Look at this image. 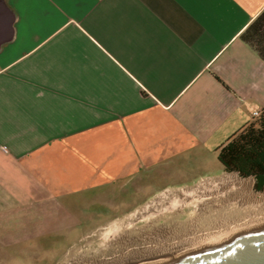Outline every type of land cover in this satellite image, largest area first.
Returning a JSON list of instances; mask_svg holds the SVG:
<instances>
[{
    "label": "crops",
    "instance_id": "0c3cea01",
    "mask_svg": "<svg viewBox=\"0 0 264 264\" xmlns=\"http://www.w3.org/2000/svg\"><path fill=\"white\" fill-rule=\"evenodd\" d=\"M261 51L264 0H0L2 264H53L89 223L225 172Z\"/></svg>",
    "mask_w": 264,
    "mask_h": 264
},
{
    "label": "bare ground",
    "instance_id": "6f19581e",
    "mask_svg": "<svg viewBox=\"0 0 264 264\" xmlns=\"http://www.w3.org/2000/svg\"><path fill=\"white\" fill-rule=\"evenodd\" d=\"M253 184L252 177L224 172L163 189L103 226L96 247L74 252L61 264L160 261L264 225V190L255 191Z\"/></svg>",
    "mask_w": 264,
    "mask_h": 264
},
{
    "label": "trees",
    "instance_id": "16d2710c",
    "mask_svg": "<svg viewBox=\"0 0 264 264\" xmlns=\"http://www.w3.org/2000/svg\"><path fill=\"white\" fill-rule=\"evenodd\" d=\"M217 156L225 171L252 177L254 190H264V107L218 147Z\"/></svg>",
    "mask_w": 264,
    "mask_h": 264
},
{
    "label": "water",
    "instance_id": "95a60500",
    "mask_svg": "<svg viewBox=\"0 0 264 264\" xmlns=\"http://www.w3.org/2000/svg\"><path fill=\"white\" fill-rule=\"evenodd\" d=\"M133 264H264V225L171 258Z\"/></svg>",
    "mask_w": 264,
    "mask_h": 264
},
{
    "label": "rangeland",
    "instance_id": "374dc122",
    "mask_svg": "<svg viewBox=\"0 0 264 264\" xmlns=\"http://www.w3.org/2000/svg\"><path fill=\"white\" fill-rule=\"evenodd\" d=\"M225 172H228V171H225ZM223 173L224 172L219 173V174H223ZM219 174H215V176L216 175H219ZM245 178H247V177H245ZM257 192H259V191H257ZM129 212L115 216L114 217V220H116L117 218L122 217V216L128 214ZM111 222H113V221H107V222H103V223H89L88 226H87V228H86V230L82 233V235L78 239L74 240V242L71 245L69 251L65 255H63L62 260H60V261L57 260L53 264H61L67 258L71 257V255L75 254L74 252H77V251H79V250H81L83 248L96 247L97 244H98V242H99V240H101L100 231L103 230V228L105 227L106 224L108 225ZM7 240H11V239H8V238H0V241H7ZM2 256H5V254L4 255L0 254V264L4 263V262H2V259H1ZM10 264H15V263H10ZM16 264H19V263H16Z\"/></svg>",
    "mask_w": 264,
    "mask_h": 264
},
{
    "label": "built area",
    "instance_id": "2783aa9c",
    "mask_svg": "<svg viewBox=\"0 0 264 264\" xmlns=\"http://www.w3.org/2000/svg\"><path fill=\"white\" fill-rule=\"evenodd\" d=\"M260 113V111H255L254 115H258Z\"/></svg>",
    "mask_w": 264,
    "mask_h": 264
}]
</instances>
